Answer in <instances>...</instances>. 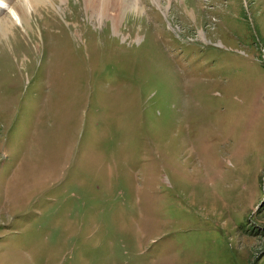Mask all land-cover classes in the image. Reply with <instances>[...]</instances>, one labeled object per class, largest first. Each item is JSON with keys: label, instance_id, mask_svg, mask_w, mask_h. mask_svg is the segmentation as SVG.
Wrapping results in <instances>:
<instances>
[{"label": "rangeland", "instance_id": "rangeland-1", "mask_svg": "<svg viewBox=\"0 0 264 264\" xmlns=\"http://www.w3.org/2000/svg\"><path fill=\"white\" fill-rule=\"evenodd\" d=\"M18 1L0 264H264V0Z\"/></svg>", "mask_w": 264, "mask_h": 264}, {"label": "bare ground", "instance_id": "bare-ground-1", "mask_svg": "<svg viewBox=\"0 0 264 264\" xmlns=\"http://www.w3.org/2000/svg\"><path fill=\"white\" fill-rule=\"evenodd\" d=\"M30 1L29 0H21L20 2L18 1L20 3L19 6L18 5H15L14 6L16 8V10H17V12H18L19 15H21V16L25 15V11H27L29 9V4H30V6H34L32 3L36 4L35 1H31L32 3ZM38 1H42V0H38ZM7 24H9L8 21H6L4 23L2 21L0 22V31L1 32L5 33L8 28H12L11 27V24H9V25H7ZM3 50L6 51L5 48Z\"/></svg>", "mask_w": 264, "mask_h": 264}]
</instances>
